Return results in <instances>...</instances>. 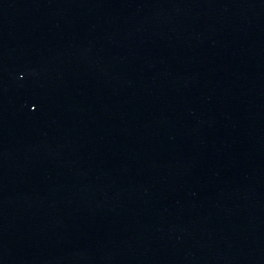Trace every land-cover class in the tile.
<instances>
[{
	"label": "water",
	"instance_id": "95a60500",
	"mask_svg": "<svg viewBox=\"0 0 264 264\" xmlns=\"http://www.w3.org/2000/svg\"><path fill=\"white\" fill-rule=\"evenodd\" d=\"M0 264H264V0H0Z\"/></svg>",
	"mask_w": 264,
	"mask_h": 264
}]
</instances>
